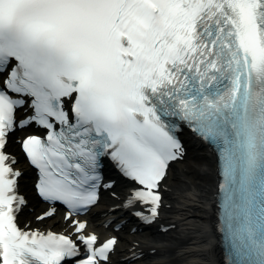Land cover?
<instances>
[{"label":"snow or ice","instance_id":"obj_1","mask_svg":"<svg viewBox=\"0 0 264 264\" xmlns=\"http://www.w3.org/2000/svg\"><path fill=\"white\" fill-rule=\"evenodd\" d=\"M184 133L225 264H264V0H0V264H153L209 200Z\"/></svg>","mask_w":264,"mask_h":264},{"label":"bare ground","instance_id":"obj_2","mask_svg":"<svg viewBox=\"0 0 264 264\" xmlns=\"http://www.w3.org/2000/svg\"><path fill=\"white\" fill-rule=\"evenodd\" d=\"M186 157V168L192 181L209 194L208 201L174 198L165 210L164 219L176 223L177 231L168 233L169 241L159 246L156 256H150L153 264H223L222 251L213 233L209 217L212 214L210 193L214 190V157L198 143L191 144ZM207 164L208 167L203 165ZM206 243L197 248L200 239Z\"/></svg>","mask_w":264,"mask_h":264}]
</instances>
